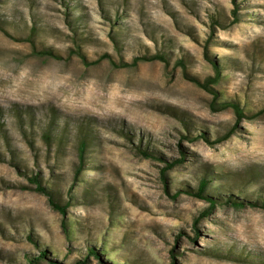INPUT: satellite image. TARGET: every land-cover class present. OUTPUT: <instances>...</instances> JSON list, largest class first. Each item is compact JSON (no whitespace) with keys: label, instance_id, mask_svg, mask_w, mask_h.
Instances as JSON below:
<instances>
[{"label":"rangeland","instance_id":"374dc122","mask_svg":"<svg viewBox=\"0 0 264 264\" xmlns=\"http://www.w3.org/2000/svg\"><path fill=\"white\" fill-rule=\"evenodd\" d=\"M236 2L239 21L232 24L231 0H0L7 32L0 29V123L7 133L0 130V264H29L26 252L38 256L42 249L46 254L35 264H81L89 245L99 257L89 255L87 264H264V208L218 203L195 231L193 220L209 202L184 192L171 198L159 175L183 151V162L167 170L170 193L195 188L205 173L214 196L255 195L264 185V114L239 121L223 142L196 139L200 131L210 138L225 133L235 115L230 108L212 111V95L174 66L183 57L191 74L212 75L203 55L208 40L209 54L222 64L214 86L219 98L238 101L247 113L264 105V0ZM210 15L223 19L215 30ZM70 17H83L78 31L88 36L80 44L88 59L105 52L130 61L161 50L169 64L84 65L69 55ZM27 36L36 49L52 48L62 58L36 55ZM52 119L54 139L64 136L58 156L42 137ZM86 125L91 146L68 192ZM137 144L164 161L141 156ZM252 170L258 184L244 186ZM36 172L60 200H70V239L63 215L26 181Z\"/></svg>","mask_w":264,"mask_h":264},{"label":"trees","instance_id":"16d2710c","mask_svg":"<svg viewBox=\"0 0 264 264\" xmlns=\"http://www.w3.org/2000/svg\"><path fill=\"white\" fill-rule=\"evenodd\" d=\"M101 1V0H100ZM231 2L233 3L234 7L231 11V23H236L239 21V12H238V3L236 2V0H231ZM80 19H83V17H70L68 20V24L70 25V29L72 32V38L74 41V45L73 47L69 50V55L70 56H76L81 63H83L84 65L87 66H92V65H96L99 62H101L102 60H106L108 61V63L113 66V67H121V68H128V67H134L136 66L137 63L140 62H144V61H159L164 63V65L169 64V61L171 59L169 53H167L166 51H161V50H155L154 52H151L149 50L144 51L143 53L139 54H135L132 56L130 61H126L123 60L122 58L119 60H116L111 54L109 53H101L97 58L95 59H88L86 54L84 53V51L81 48V43L84 42L85 39L88 40V36L87 35H83V33L80 34V32L78 31V28L81 27L80 26ZM209 21L210 23L208 24L212 30H215L216 26L219 24H222L223 19H221L220 17L216 16V15H210L209 17ZM82 23V22H81ZM36 23H33V25L30 27V29L32 31H34L36 29ZM0 29L6 32V29L4 28L2 22L0 21ZM113 42H115L116 44V48L118 45V40L115 39L114 36L110 35ZM25 40L31 42V47L33 52L38 55V56H43V57H51L53 59H61L62 55L58 54L57 52H55L52 48L49 47H43L42 49H36V46L34 45V40L32 38V36H27L25 38ZM119 48V47H118ZM208 48H209V41L206 40L205 43L203 44V55L204 57L208 60V62L211 64V68L213 71L212 75L209 76H205L204 78H200L199 76L195 75V74H191L190 71L187 70V62L185 60V58L180 57V58H176L175 60V67H180L181 73L184 76V78L190 80L191 83L203 88L204 90H206L209 94L212 95V100H210L209 102V107L211 108L212 111H217V110H225L230 108L232 110V112L235 115L234 118V122L232 124V126L225 132L219 135H216L214 138H210V136H208L204 131H200L199 134L195 135L194 137H196V139L200 138L203 141H205V143L209 144V145H214L217 144L219 142H223L225 140H227L236 130V128L238 127V122L242 121V120H251L254 118H259L260 116H262L264 114V105L257 108L254 111H249L250 113H247V111L245 110V107H242L241 104L236 101V100H224V99H220L219 98V93L218 91L214 88L215 84L219 83L222 77V64L213 59L212 56L209 54L208 52ZM16 116L18 119V124L20 126L19 130L27 137L28 136V132H27V128L25 127V121L23 118V115L20 114V111H16ZM54 118V117H53ZM54 120L52 119L49 127H47L46 129H44L42 131V137L45 140V142L48 144L47 149L48 150H52V144H54V150L56 152V155L58 156V153L61 151V149L64 147L62 140L64 139L63 134L60 135L59 138L54 139V137H56V135L53 133L54 131V127H53V122ZM31 123V122H30ZM3 126L0 123V130L2 132ZM31 129V127H30ZM91 131L90 129L87 128V125L84 127H81V130L79 132V139L78 143H77V147H76V151H77V155H78V164L76 165V167L74 168V181L71 183L68 192L71 191L72 185L74 184V182H76V180H78L79 176L81 175V172L84 168V165L86 163V153L88 148L91 146V140L89 137L88 132ZM4 132V136L7 138V133L5 130H3ZM129 136V135H128ZM187 136V135H186ZM33 138H30L29 141L31 142V146L33 145ZM10 142L7 141V145L6 147L8 149L11 150V146H10ZM136 151L138 154H140L143 157H155L157 159H160L162 161H164V159L159 156L156 155L153 152V149L150 148L148 145H142V144H137L136 146ZM12 153V157L14 156V152L11 151ZM182 155L180 157L174 158L173 160H166L164 166H162L160 168V177L162 179V182L164 183V189L167 193H169V195L171 196V198H176L181 192L186 193L187 195L190 196H194L197 198H200L203 200H207L208 203V207L202 211L200 213V215H198L195 220H193L194 223V229L195 231H197V221L200 220V218L202 217H206L209 213V211L211 209L214 208V206L218 203L221 204H227V205H232L235 207H244V206H255V207H260V208H264V195H261L262 191L264 190V185L263 184H259L258 187H256L255 190V195H249L248 194H244L242 196L235 194L234 192H232L231 190H226L225 193L220 194V195H212L208 192L210 183L212 182V179L210 177H208V175L205 173L203 174L200 178H199V182L198 185L193 188V187H185L182 189H178L173 193L169 192V188H168V183H167V170L168 169H172L173 167H175L176 165H179L180 163L183 162L184 160V152L181 151ZM2 152L0 151V156H2ZM255 170H252L250 175H249V179L246 181H244V186H246L247 184L250 183H256L258 184V179L259 177L255 175ZM32 187V190L41 193L45 196H47V200L49 202V205L52 209H54L55 211L61 213L62 219H61V227L64 231L65 237L67 239H70L71 237V233H73L72 227L69 226V224L66 222L65 220V216L67 215L68 212V208L70 206V200H60L59 195L57 194V191L52 188L49 187V185L47 183L43 182V178L40 175L39 172H36L34 174H30L27 176V180H26ZM260 183V182H259ZM24 188H27L28 186H23ZM239 189H242L239 188ZM252 192V190L250 191ZM70 195V194H69ZM240 196V197H238ZM71 197V195H70ZM27 237L32 240V237L30 235L27 234ZM46 249H42L40 251V253L38 254V256L30 254V252H26V259L27 262L29 264H35L38 263L40 258L44 257L46 254ZM89 255H94L96 257H99L98 253H97V249L93 246V245H89L87 247V251H86V256H84L83 260L78 261L81 264H87L89 262ZM173 257V256H172ZM100 259V258H99ZM53 264H62L61 262H58L56 260H52ZM101 264H105L102 260H100ZM171 264H175L174 261L171 262Z\"/></svg>","mask_w":264,"mask_h":264}]
</instances>
